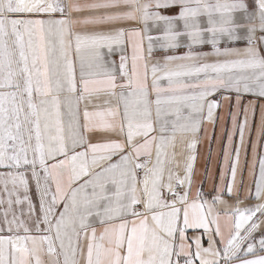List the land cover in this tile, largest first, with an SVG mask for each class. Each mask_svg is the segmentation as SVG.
I'll return each instance as SVG.
<instances>
[{"label":"snow or ice","instance_id":"snow-or-ice-1","mask_svg":"<svg viewBox=\"0 0 264 264\" xmlns=\"http://www.w3.org/2000/svg\"><path fill=\"white\" fill-rule=\"evenodd\" d=\"M0 264H264V0H0Z\"/></svg>","mask_w":264,"mask_h":264},{"label":"crops","instance_id":"crops-1","mask_svg":"<svg viewBox=\"0 0 264 264\" xmlns=\"http://www.w3.org/2000/svg\"><path fill=\"white\" fill-rule=\"evenodd\" d=\"M226 107V105H225ZM258 118V115H257ZM208 130L211 132L212 126L208 125ZM230 127V123H229ZM221 135V122H218L215 128V136L211 141V150L212 154L209 156V141L207 137L202 133L201 134V142L198 145L197 150V160L195 163V176L194 180L197 184L203 179L204 171L207 168L211 175L215 176V180H213L210 176L208 179H203L202 189L204 193L211 198V195H214V184L219 182V163L222 160V152H221V145L216 139ZM238 139V137H237ZM243 158V157H242ZM249 158H251V153H249ZM245 179L247 180V172H245ZM195 187V185H194Z\"/></svg>","mask_w":264,"mask_h":264}]
</instances>
